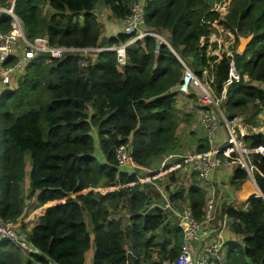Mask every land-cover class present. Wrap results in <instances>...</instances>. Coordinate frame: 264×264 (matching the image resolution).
<instances>
[{
	"label": "trees",
	"instance_id": "16d2710c",
	"mask_svg": "<svg viewBox=\"0 0 264 264\" xmlns=\"http://www.w3.org/2000/svg\"><path fill=\"white\" fill-rule=\"evenodd\" d=\"M221 1L145 0L144 25L164 32L170 48L143 38L126 48L121 68L113 51L99 52L84 64L70 54L58 59L39 54L24 67L16 86L0 93V219L24 230L20 216L25 200L33 197L36 223L23 235L38 252L22 258L18 248L0 241V264H84L91 244V264H173L182 242L181 229L166 222L154 205L159 197L153 185L142 183L136 173L119 170L114 154L126 144L133 162L147 167L168 150L186 148L174 136L173 89L180 83L182 66L172 51L200 79L209 69L215 96L226 88L222 100L226 117L248 104L253 115L260 112L264 106V0L229 2L219 23L235 38L250 39L242 53L233 50L218 58L208 54L207 40L201 44L200 39L208 36L212 21L218 20L213 6ZM133 2L14 0L13 12L26 38L45 37L49 45L64 47L108 46L128 36L102 37L93 7L101 3L119 20L129 14ZM41 3L50 10L47 16L40 12ZM0 5L6 6L7 0H0ZM7 30L9 19L0 13V32ZM230 63L238 79L226 84ZM183 121L188 123L189 118ZM247 123L255 126L252 117ZM242 139L260 195L252 190L240 208L225 209L227 229L241 242V247H228L225 262L264 264V134L250 133ZM193 144L197 154L208 150L204 137L191 139L189 145ZM217 155L235 159L227 147ZM183 164L181 158L175 159L156 174L173 182ZM25 175L27 195L21 187ZM190 177L191 184L170 199L186 198L199 219L204 192ZM245 179V172L234 167L230 184ZM119 202L128 213L124 220L111 214Z\"/></svg>",
	"mask_w": 264,
	"mask_h": 264
},
{
	"label": "built area",
	"instance_id": "2783aa9c",
	"mask_svg": "<svg viewBox=\"0 0 264 264\" xmlns=\"http://www.w3.org/2000/svg\"><path fill=\"white\" fill-rule=\"evenodd\" d=\"M13 3L14 0H7L6 6L0 5V13H4L9 19V30L0 32V80H5L10 75H15L16 80H18L24 72V67L39 54L53 59L61 58L65 54L78 55V58H83L82 60L79 58L80 64H84L85 58L88 56H96L99 52L113 51L117 67L121 68L126 63V48L135 47L136 42L141 41L143 38H153L155 41L163 43L170 48L164 32H158L144 25L142 14L145 0H134L129 14L117 20L122 26L120 33L128 36L122 43L79 48L49 45L45 37L26 38L21 21L13 12ZM92 13L96 18L97 16L99 17L94 10H92ZM76 17L77 19L81 18L80 14ZM176 58L182 66V76L180 83L173 89L175 93L174 97L191 92L205 103V105H199L198 118L203 128L204 138L209 145L208 150L203 154L195 152L196 154L190 158H176H181L184 164L180 167L173 182L166 181L163 176L156 174L159 167L175 160L171 159V154H167L164 157L165 161L161 162L157 169L148 170L146 167H140L133 162L128 145L124 144L118 146L115 150L116 167L119 170L136 173L142 183H145L143 180H146L153 185V189L158 192L159 200L157 204L151 203L150 206L152 204L156 205L162 210L166 221L181 229L182 242L179 245L178 254L173 264H220L221 254L219 249L223 243L220 235L213 244H206L205 239L207 236L206 225L214 220L216 200V185L209 180V177L213 170L218 169L222 165H228L233 168L238 166L245 172L246 177L258 191L252 178V166L246 160L247 149L242 139L248 133V130L239 126L233 119H227L220 110L219 102L224 99L226 88L222 87L219 96H213L209 84L196 77L177 56ZM232 68V64L230 63L226 84L231 79H238L237 74L231 72ZM221 125L223 126L224 133L221 130ZM222 135L223 144L215 150L214 144L218 142ZM222 147H227L232 151L235 159L228 161L218 157L217 153ZM167 158H170L168 162H166ZM186 165L190 176L193 175L195 184L202 188L205 195L202 215L199 219L193 216L186 198L170 199V195L182 187L178 178L181 169ZM149 174L156 175L152 177ZM258 195H260L259 192ZM148 209L146 207V210ZM221 228L224 229V226ZM221 228L218 234H221ZM0 241L10 242L21 250L26 257H29L30 254L38 253L36 249L29 245L24 235L17 230L13 223L2 221V219H0Z\"/></svg>",
	"mask_w": 264,
	"mask_h": 264
},
{
	"label": "crops",
	"instance_id": "0c3cea01",
	"mask_svg": "<svg viewBox=\"0 0 264 264\" xmlns=\"http://www.w3.org/2000/svg\"><path fill=\"white\" fill-rule=\"evenodd\" d=\"M92 10H94V12L99 15V17L97 16L96 19L100 26V33L102 37H111L120 33V31L122 30V26L117 22V20L112 15L109 14V12L105 9V7L101 3H97ZM208 78L210 79V76ZM16 82L17 80L15 75H10L5 80H0V93L3 90L13 89L16 86ZM222 144H223V135L220 137L218 142L214 144V149L217 150V148H219ZM185 146L186 148H184L182 151L183 157L190 158L196 154L194 149H190V147L194 146V144L189 145L188 142H185ZM166 155L162 154L157 158L161 160V162H163L165 161L164 157ZM97 158L101 160L100 157L97 156ZM166 162L168 161L166 160ZM146 168L150 170L148 166ZM232 168L233 167L228 165H222L218 169L213 170V172L210 174L209 177V180L216 185V200H215V208H214V212H215L214 220L210 221L206 225L207 236L205 239H206V244H213L220 235L223 243L219 249V252L221 254V258L223 259L222 260L223 264H228L225 261L227 258V251L229 246L241 247L240 237L238 235H234L230 233L229 230L227 229L226 223H224L226 222L224 211L228 207L240 208L247 194L250 193L252 190L257 191L254 188V185L252 184L251 181L250 183L247 184V186L245 185L244 180L240 181V183H237L236 185H231L229 179L232 173ZM178 180L180 181L182 188L185 189L191 183L190 173L187 165L181 169ZM21 187L23 193L27 195L28 192L27 175H25ZM25 201L26 202H24V209L20 216V219L25 226L24 230H19L16 227L17 230H19L24 235L36 223V215L34 211V207H35L34 199L32 197L26 199ZM85 223L89 230V221L86 216H85ZM222 226H224V229L221 228ZM220 228L222 229V231L221 234H218ZM92 254H93V246L91 244L84 254V264H91Z\"/></svg>",
	"mask_w": 264,
	"mask_h": 264
},
{
	"label": "rangeland",
	"instance_id": "374dc122",
	"mask_svg": "<svg viewBox=\"0 0 264 264\" xmlns=\"http://www.w3.org/2000/svg\"><path fill=\"white\" fill-rule=\"evenodd\" d=\"M231 0H222L221 3H217L213 6L215 11L218 13V20L212 21L211 26L209 28V34L206 38H201L200 43L202 44L204 40H207V52L209 55L214 54L218 58L221 57V55L224 53L225 55H230L233 50L236 52V46L238 45L239 39L242 38L241 36H238L235 38V36L230 33L229 30H226L222 27V25L219 23V20H221L224 16V14L227 11V6ZM40 12L42 15L47 16L50 10L47 8V6L44 3H41L40 6ZM157 43V41H156ZM160 43V42H158ZM213 43V44H212ZM214 45V46H213ZM173 53L178 56L174 51ZM95 55H91L85 58V62H88L90 60L94 59ZM78 57V55H77ZM81 60L83 59L82 57H79ZM80 60V61H81ZM208 70H205L203 73V76L201 77L202 80L206 81L209 84V76L210 74L208 73ZM213 94V92H212ZM213 96H215L213 94ZM175 106H174V117L177 119V125L176 129L174 131V136H175V141L180 145L183 143V147L185 142H188V144L191 142V139L194 141L197 138H202L204 137V132L203 128L201 126V123L198 118V112L200 111L199 105H205V103L202 100H199L194 94L191 92L185 93L184 95H179L175 97ZM219 108L222 111L223 115L226 117V113L224 111V108L222 107V100L219 102ZM251 105L248 104L245 108L239 111H235L231 116L232 117H227V119H233L234 122H236L239 126H242L248 130L247 134L250 133H262L264 134V106L261 108L259 113H256L253 115L251 113ZM252 117V124H255V126H249L247 125L248 120ZM185 118H189L188 123H184L183 120ZM222 131L223 130V126ZM190 134V135H189ZM196 143V142H195ZM244 144V143H243ZM245 146V144H244ZM176 148V147H175ZM178 148V147H177ZM168 150L164 155L166 154H171L172 157L171 159H176L182 156V150ZM190 149H194V146H191ZM95 155V152H94ZM244 154V159H245ZM166 157V156H165ZM167 161L169 159L167 158ZM161 163V160H159L157 157L153 158L149 162V169H157ZM179 179V178H178ZM245 185L247 186L248 183H250V180L246 177L244 180ZM181 187V186H180ZM26 202V201H25ZM117 210L113 211L111 214L113 215L114 219L120 218L122 220L126 219V216H128L127 210L122 209V202H119L117 206ZM123 223H126V220L123 221ZM20 232V231H19ZM21 233V232H20ZM22 234V233H21ZM23 235V234H22ZM20 254H22V258H25V255L23 252L20 250ZM223 259L220 258L219 262L220 264H223L222 262ZM164 264V263H162Z\"/></svg>",
	"mask_w": 264,
	"mask_h": 264
},
{
	"label": "water",
	"instance_id": "95a60500",
	"mask_svg": "<svg viewBox=\"0 0 264 264\" xmlns=\"http://www.w3.org/2000/svg\"><path fill=\"white\" fill-rule=\"evenodd\" d=\"M250 37H242L239 39L238 45L236 46V53H242L244 50L245 45L248 43ZM231 72H235V70L232 68Z\"/></svg>",
	"mask_w": 264,
	"mask_h": 264
}]
</instances>
